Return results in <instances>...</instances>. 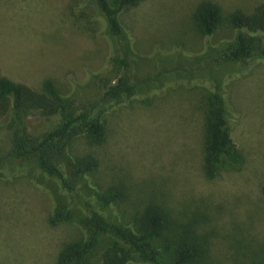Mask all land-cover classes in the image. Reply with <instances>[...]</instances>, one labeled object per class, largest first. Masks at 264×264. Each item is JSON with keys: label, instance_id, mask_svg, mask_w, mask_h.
<instances>
[{"label": "rangeland", "instance_id": "rangeland-1", "mask_svg": "<svg viewBox=\"0 0 264 264\" xmlns=\"http://www.w3.org/2000/svg\"><path fill=\"white\" fill-rule=\"evenodd\" d=\"M199 1L142 0L121 13L119 21L132 38L135 75L152 78L153 87L172 82L152 92L148 104L135 100L106 112L103 141L79 140L73 148L98 161L90 184L119 190L111 221L116 216L126 222L145 204L160 203L176 221L195 228L207 255L204 264H259L264 262V57L223 85L237 114L230 135L242 163L213 177L202 165L201 101L207 92L185 78L200 66L203 80H219L221 68L234 73L236 67L214 61L231 37L228 16L235 10L249 14L263 0H211L220 7L219 26L208 44L213 48L193 29ZM99 16L85 0H0V76L36 91L49 79L62 95L88 104L96 92L92 77H113L115 70L117 45ZM178 75L185 80H173ZM29 122L36 128L44 123L40 117ZM7 150L0 122V264H55L61 245L82 227L75 218L48 222L66 195L60 197L52 178L39 180L29 164L6 156ZM99 250L88 264H99Z\"/></svg>", "mask_w": 264, "mask_h": 264}, {"label": "trees", "instance_id": "trees-1", "mask_svg": "<svg viewBox=\"0 0 264 264\" xmlns=\"http://www.w3.org/2000/svg\"><path fill=\"white\" fill-rule=\"evenodd\" d=\"M140 1L116 0L113 4L111 0H85L100 15L106 32L117 45L113 77L100 74L92 77L96 92L88 104H77L62 95L49 79L36 91L0 76V122L8 137L6 156L29 164L39 180L52 178L57 182L60 197L66 195L65 203L60 202L48 215L51 225L75 218L82 227L78 236L61 245L55 264H88L90 255L98 248L99 264L207 262L200 239L193 233L195 228L176 221L160 203L145 204L126 222L118 221L116 216L111 221V207L120 201L119 190L90 184L88 177L97 168L98 161L90 153L75 154L73 148L79 140L93 145L103 141L106 112L128 106L135 100L148 104L152 92L172 82L153 87L150 82L155 80L139 78L133 72L132 38L123 30L119 16ZM192 22L194 32L203 39L204 45L213 48L208 44L219 26V5L200 0L192 12ZM228 23L231 37L224 41L226 46L214 61L231 64L236 67L235 72L225 74L219 67L222 71L218 73L219 80L212 81L209 77L203 80L200 66L185 78L195 80L194 87H202L207 92L201 101L204 109L202 165L207 177L215 176L221 169H239L242 163L230 135L237 114L228 102L223 85L232 78L244 76L264 57V0L249 14L233 11ZM241 68L248 71L236 72ZM185 79L179 75L173 78ZM32 117L42 118L43 126L31 125ZM260 192L264 196V180Z\"/></svg>", "mask_w": 264, "mask_h": 264}]
</instances>
